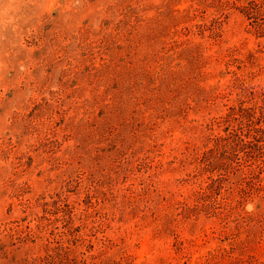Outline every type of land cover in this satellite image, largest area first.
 I'll return each mask as SVG.
<instances>
[{"label":"rangeland","instance_id":"1","mask_svg":"<svg viewBox=\"0 0 264 264\" xmlns=\"http://www.w3.org/2000/svg\"><path fill=\"white\" fill-rule=\"evenodd\" d=\"M263 91L264 0H0V264H264Z\"/></svg>","mask_w":264,"mask_h":264},{"label":"trees","instance_id":"2","mask_svg":"<svg viewBox=\"0 0 264 264\" xmlns=\"http://www.w3.org/2000/svg\"><path fill=\"white\" fill-rule=\"evenodd\" d=\"M263 101L259 104H252L250 106L245 105L244 101H242L238 108L232 107L231 111L224 117V119L221 120V125L227 123L230 121L231 117H238L236 114H238L243 119H248V135L251 136L250 139H245L238 131L237 128L229 129V126H223V129L226 131V133H219L211 139L214 142V145L208 149L207 152H205L202 157V162L208 159L209 154H212L214 151H220L223 148L230 145L231 148L234 150H238L239 147L243 145L250 144L252 145V148H256L261 152L260 158H259V152L255 154V158L259 160L258 163V174H261L264 171V91L262 93ZM263 157V158H262ZM214 169H217L220 171V165L217 164L213 167ZM219 176L217 178L212 177L211 182L208 184V188H212L213 185L217 182ZM259 189V188H258ZM208 193L205 191L201 192L199 194L200 197H204Z\"/></svg>","mask_w":264,"mask_h":264},{"label":"clouds","instance_id":"3","mask_svg":"<svg viewBox=\"0 0 264 264\" xmlns=\"http://www.w3.org/2000/svg\"><path fill=\"white\" fill-rule=\"evenodd\" d=\"M249 210H251V208Z\"/></svg>","mask_w":264,"mask_h":264}]
</instances>
